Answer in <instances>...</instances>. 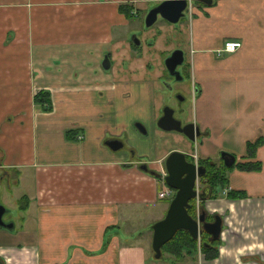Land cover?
I'll use <instances>...</instances> for the list:
<instances>
[{"label":"crops","instance_id":"0c3cea01","mask_svg":"<svg viewBox=\"0 0 264 264\" xmlns=\"http://www.w3.org/2000/svg\"><path fill=\"white\" fill-rule=\"evenodd\" d=\"M160 1L0 0V205L14 224L0 226L2 264H186L162 262L152 246L153 224L171 202L159 191L173 150L196 162L219 150L236 156L223 190L202 203L223 229L218 256L201 252V263L264 264V0H191L182 20L185 81L171 88L164 57L181 47V36L172 43L167 35L172 24H161L147 50L131 39L133 18ZM165 40L167 52L144 62ZM228 40L242 45L226 51ZM43 89L51 110L35 101ZM187 89L194 116L185 97L172 106L199 126L196 151L181 132L183 147L151 160L106 143L122 140L123 128L142 133L135 119L154 122L140 106L155 109L163 96L161 116L164 95ZM250 161L261 168L239 167ZM141 220L145 231L136 230Z\"/></svg>","mask_w":264,"mask_h":264},{"label":"water","instance_id":"95a60500","mask_svg":"<svg viewBox=\"0 0 264 264\" xmlns=\"http://www.w3.org/2000/svg\"><path fill=\"white\" fill-rule=\"evenodd\" d=\"M203 1L212 2V0ZM187 6L188 0H162L149 10L145 17V23L147 26H151L159 16L169 22L176 23L185 15ZM134 41L140 43L138 38H134ZM184 59V51L180 48L173 50L165 59L168 71L172 75L177 76L179 74V77L181 76L180 79L183 78V75L178 66L183 64ZM104 65L106 67L110 66L108 57L105 58ZM179 98L182 99V96ZM157 125L166 131L174 130L184 133L192 141L196 140V137L201 133L199 126L195 123L183 124L182 120L175 116V109L169 105L164 107ZM136 126L143 134L147 133V129L142 123H136ZM106 143L113 149H119L124 144L118 138H109ZM222 159L228 167L236 163V156L230 152L223 151ZM165 165L167 170L165 180L170 187L176 190V193L165 216L153 224L152 246L156 258L162 256L163 245L171 240L180 229L188 230L195 238H198L202 231H206L213 238H218L223 229V218L221 215L215 214L212 220H208L206 210H202L197 217L190 214L188 210L192 199L206 200L212 191L210 185L205 186L200 191L196 188L198 179L206 174V166L198 164L196 161L188 160L187 154L180 150L170 152L165 160ZM141 168L148 170L149 166L143 163ZM4 213L5 207L0 205V226L12 227L14 225L13 222L4 220ZM0 264H2L1 261Z\"/></svg>","mask_w":264,"mask_h":264},{"label":"rangeland","instance_id":"374dc122","mask_svg":"<svg viewBox=\"0 0 264 264\" xmlns=\"http://www.w3.org/2000/svg\"><path fill=\"white\" fill-rule=\"evenodd\" d=\"M156 4H154V5H156ZM186 10H187V8H186ZM148 11L149 10L143 9L141 11L139 17L137 16L136 18H133V20H136V22L139 24V26H137L134 30L136 32V34L135 33L131 34V39L132 38L134 39L137 36V38L140 40V43L142 42L141 44L144 45V49L142 48V50L143 51L147 50V49H145L147 42H150L154 38H156L154 34H156L158 31H160V27L163 28L161 24H165V25L172 24L171 26L173 27V29L170 31L171 34L168 33L167 35H168L169 39L172 41V43L175 40L177 43L178 36H181L180 45L182 48L181 47H177V48H181L184 50V46L182 44V34H183V38L186 39V33L184 32V30L182 28V20L185 18V15L187 13L185 12V15L183 17H181V20L179 22H176V23H170L169 21H167L164 18H162L161 16H159L153 25L147 26L145 23V17L147 15ZM160 33H164V30L161 31ZM167 45L168 44L165 40L164 44L158 43L156 48L149 49L150 54L148 55V58L145 57L144 62L148 60L151 63L152 62L155 63L156 62L155 61V53L158 52L162 56L163 53L167 52V51H163L165 48H167ZM170 54L171 53H169V55ZM169 55H166L164 57V62H165L166 57ZM138 61H140V60H138ZM185 62H186V59L184 60L183 65L185 64ZM181 66L182 65H180L179 68ZM189 71H190V69H189ZM186 76H187V74H186ZM167 79L168 80H166L165 82H166L167 86L169 88H171V85L173 84V79L170 75L167 76ZM182 84H183V82H182ZM190 85H191V81L188 80L187 88H189L188 86H190ZM167 86L165 87V90L169 89V88H167ZM169 90H171V89H169ZM179 93H181V92H178V93L175 92L173 98H170L169 95H166V97L164 95V98L166 99L165 100L166 104L164 103L165 106L166 105L172 106V105L177 104L179 102V101H177V99L179 100L177 94H179ZM181 96L185 97L184 106H185V110L188 111V118L193 117L194 114H193V110H192V105H193L194 100H193L192 93L189 91V89H187L186 93H184V92L181 93ZM162 97L163 96H159L158 103L156 101L155 109L146 110L145 106L139 107V108L143 109V115L145 117H151V116L154 117V115H155V119H154V122H152V124L146 123L143 119L141 120L139 118L134 120V121H136L135 123H142L146 127V129H147L146 134H142V133L138 132L135 135V131L133 129H131L130 127L129 128L134 133H132L129 128H123L122 129L123 132L121 134V138H122V141L124 143V146L122 148L128 150L129 152L130 151L133 152L135 157L141 155V159H146V160L157 159V158L161 157L162 155H164L167 151H170V149H172V148L173 149H179V148L183 147V144L177 140L178 137L180 138L182 136L181 133L174 131V130L173 131L163 130L157 125V121L160 118L159 116L161 114L160 109L162 107L161 106V98ZM164 107H163V109H164ZM129 113H135V110L129 111ZM181 140H183V139H181ZM199 141L200 140L196 138V140H193V141L189 140V142H188V140L187 141L185 140V141H183V143L186 144L188 142L187 150L190 152H193V151H196V148L198 149V147H196V143H198ZM223 151H225V150H219L218 151V154H217L218 156L216 159L220 160ZM219 160H217V161H219ZM149 167L152 168V166H149ZM232 169L233 168H231L230 170H227V173H229ZM216 187L219 189L220 192L223 190L222 185H217ZM196 188L199 191L201 189H203L201 178L198 179L197 184H196ZM169 198H170L169 200L171 201L173 196L169 197ZM198 201H199L198 198H194V199H192L191 202H193L194 204L197 205ZM202 203H203V201L200 200V205L197 206V210H198L197 213L198 214L201 211L200 208L203 207ZM146 222H147L146 220H141L140 222H138L136 224V230L145 231L146 230V225H145ZM201 240L202 239L200 238L198 240V243H201ZM199 246H198V252H195V253L192 252V253L186 254L184 256L185 257L184 260H182V258L177 260L178 257H175L169 253H165V254H163V257H162L163 261L162 262L170 261V257H171L174 260H177V262L181 261L178 263H182V261H183L186 264H202L201 263V258H202L201 255L202 254H200L201 249ZM168 263H170V262H168Z\"/></svg>","mask_w":264,"mask_h":264},{"label":"trees","instance_id":"16d2710c","mask_svg":"<svg viewBox=\"0 0 264 264\" xmlns=\"http://www.w3.org/2000/svg\"><path fill=\"white\" fill-rule=\"evenodd\" d=\"M35 101L39 104H41L46 110H51L53 107L52 98L50 95V92L47 90H40L35 94ZM261 142L259 140L258 142L251 143L250 142V150L252 152H255L256 146ZM200 163L206 166V174L205 177H208L209 185L212 188V191L209 195V197H215L218 196L220 193L219 189L216 187L217 185H222L223 187L228 183V173L227 170H229L231 167L226 166L223 161L217 162L215 160H211L209 158H204L200 160ZM240 168L243 169H254L259 170L261 168L260 163H252L250 162H241L239 164ZM228 195L230 197H243L245 196V192L243 191H237V190H230L228 192ZM192 201V200H191ZM202 201V200H201ZM193 203V202H191ZM193 206V208H192ZM202 210H206L204 208H200ZM190 214H192L194 217L198 216L197 213V205L193 203V205H190L188 208ZM200 211V212H201ZM199 212V213H200ZM207 213V211H206ZM215 214H209L207 213V216L211 217ZM201 240V243H198L199 239ZM222 241L221 238H213L209 233L206 231H202L200 236L198 238H195L191 235V233L186 229H180L176 232V234L173 236L171 240L166 242L162 247V255L165 253H169L175 257H178V259L185 258L184 256L188 253H195L198 252V246L200 247V252H202L206 259H213L216 256H218L219 253V246L221 245ZM155 253V252H154ZM162 257V256H161ZM170 260L172 262L176 263L177 260H174L170 257Z\"/></svg>","mask_w":264,"mask_h":264},{"label":"built area","instance_id":"2783aa9c","mask_svg":"<svg viewBox=\"0 0 264 264\" xmlns=\"http://www.w3.org/2000/svg\"><path fill=\"white\" fill-rule=\"evenodd\" d=\"M191 2V0H188V4ZM242 45V42L239 40H228L225 43V50L226 51H235L237 50L240 46ZM166 182V181H165ZM176 190L172 187H170L167 182L164 184L162 189L159 191V197L164 199V198H169V197H174Z\"/></svg>","mask_w":264,"mask_h":264},{"label":"flooded vegetation","instance_id":"af4514ba","mask_svg":"<svg viewBox=\"0 0 264 264\" xmlns=\"http://www.w3.org/2000/svg\"><path fill=\"white\" fill-rule=\"evenodd\" d=\"M167 69V68H166ZM178 69H180L179 68V66H178ZM180 71H181V73H182V75H183V78L182 79H180V77H179V74L176 76V75H172L169 71H168V69H167V74L168 75H170L171 77H172V79L175 81V83H177V84H180V83H182V82H184L185 81V75H184V73H183V71L180 69ZM172 86V85H171ZM181 92V91H180ZM182 93V92H181ZM181 93H179V94H177V96H178V98L179 97H181ZM180 99V98H179ZM184 100V99H183ZM182 99H180V102L182 103V101H183ZM170 106V105H169ZM172 107V106H171ZM172 108H174V107H172ZM175 109V108H174ZM162 113H163V110H162ZM175 113H176V109H175ZM181 119V118H180ZM182 120V119H181ZM183 122V121H182ZM183 124H185L184 122H183ZM187 159L188 160H190V161H196L191 155H188L187 154ZM221 160L223 161V163H224V160L222 159V155H221ZM221 162V161H220ZM197 163L198 164H201L200 163V161H197ZM201 179H202V185H203V188L205 187V186H207V185H209L210 183H209V181L207 180L208 179V177H205V176H203V177H201ZM190 203H191V201H190ZM191 205H193V203H191ZM192 208H193V206H192ZM206 217H207V219L208 220H212L213 218H214V216H211V217H209V216H207V214H206Z\"/></svg>","mask_w":264,"mask_h":264}]
</instances>
